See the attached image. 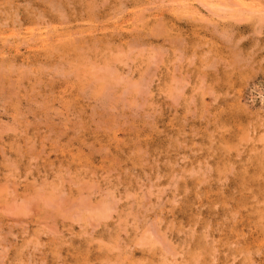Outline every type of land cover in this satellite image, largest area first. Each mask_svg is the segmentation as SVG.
Masks as SVG:
<instances>
[{"label":"rangeland","instance_id":"374dc122","mask_svg":"<svg viewBox=\"0 0 264 264\" xmlns=\"http://www.w3.org/2000/svg\"><path fill=\"white\" fill-rule=\"evenodd\" d=\"M0 264H264V0H0Z\"/></svg>","mask_w":264,"mask_h":264},{"label":"bare ground","instance_id":"6f19581e","mask_svg":"<svg viewBox=\"0 0 264 264\" xmlns=\"http://www.w3.org/2000/svg\"><path fill=\"white\" fill-rule=\"evenodd\" d=\"M239 1V0H238ZM245 2V1H244ZM250 2V1H249ZM241 3H242V1H241ZM246 4H248V3H246ZM240 5H242V4H240ZM252 5V4H251ZM242 7V6H241ZM244 8H245V6H243ZM248 8V7H247ZM246 8V9H247ZM244 10V9H243ZM28 30V29H27ZM45 35V34H44ZM45 38V37H44ZM48 40V39H47ZM43 43H45V42H43ZM39 44H40V42H39Z\"/></svg>","mask_w":264,"mask_h":264}]
</instances>
